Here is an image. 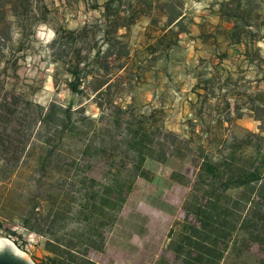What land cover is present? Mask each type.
I'll return each instance as SVG.
<instances>
[{"label": "rangeland", "instance_id": "rangeland-1", "mask_svg": "<svg viewBox=\"0 0 264 264\" xmlns=\"http://www.w3.org/2000/svg\"><path fill=\"white\" fill-rule=\"evenodd\" d=\"M106 1L0 0V239L35 264H264V0H173L189 34L159 60L160 16L121 30L135 63L101 108L52 46Z\"/></svg>", "mask_w": 264, "mask_h": 264}, {"label": "trees", "instance_id": "trees-1", "mask_svg": "<svg viewBox=\"0 0 264 264\" xmlns=\"http://www.w3.org/2000/svg\"><path fill=\"white\" fill-rule=\"evenodd\" d=\"M6 7L14 18H18L16 7L11 1ZM94 8L100 7L95 5ZM101 8L100 17L91 25L85 23L79 29L68 30L66 37L58 32L52 47L54 51L59 52L62 64L68 68L71 77L68 84L71 90L78 93L82 92L80 87L88 88L94 85L95 98H105V103L101 100L102 106L106 104L112 107L115 106L114 99L118 98L112 94L113 81H120L129 76L128 71L135 63L129 42L119 33L121 30L131 28L142 18H147L151 27L158 26L160 22L157 21L156 15L160 16L163 23L159 35L154 43L149 45L154 50L153 56L157 57L156 60L162 58L164 48L168 47L169 51L180 47V36L189 34V31L183 10L174 4L173 0H107ZM221 16L224 21L233 22V29L237 28V22L233 21L235 14L223 13ZM2 18L0 17V40H4V34L10 31V22ZM120 72L124 74L119 75ZM139 74L137 79L140 78ZM131 88L132 85H127L124 90L127 92ZM194 93L197 98L204 96L198 91ZM14 99L16 100L15 97ZM6 104L9 105V101H6ZM116 108L121 112L125 111L123 107ZM2 119L0 115V124ZM170 135L171 133H168L167 137ZM9 142L12 143V138H9Z\"/></svg>", "mask_w": 264, "mask_h": 264}, {"label": "water", "instance_id": "water-1", "mask_svg": "<svg viewBox=\"0 0 264 264\" xmlns=\"http://www.w3.org/2000/svg\"><path fill=\"white\" fill-rule=\"evenodd\" d=\"M0 264H35L30 258L20 254L12 243L0 242Z\"/></svg>", "mask_w": 264, "mask_h": 264}, {"label": "bare ground", "instance_id": "bare-ground-1", "mask_svg": "<svg viewBox=\"0 0 264 264\" xmlns=\"http://www.w3.org/2000/svg\"><path fill=\"white\" fill-rule=\"evenodd\" d=\"M0 242L1 243H3V242H8V243H12L13 244V246L16 248V250L20 253V254H22V255H24L25 257H27L26 256V254L22 251V250H20L11 240H9V239H7V238H1L0 239Z\"/></svg>", "mask_w": 264, "mask_h": 264}, {"label": "built area", "instance_id": "built-area-1", "mask_svg": "<svg viewBox=\"0 0 264 264\" xmlns=\"http://www.w3.org/2000/svg\"><path fill=\"white\" fill-rule=\"evenodd\" d=\"M14 241H15V239L12 238V242H14Z\"/></svg>", "mask_w": 264, "mask_h": 264}]
</instances>
